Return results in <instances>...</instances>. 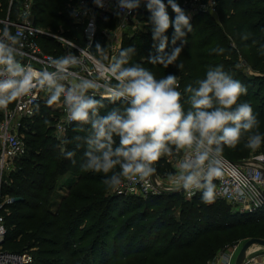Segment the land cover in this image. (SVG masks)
Returning <instances> with one entry per match:
<instances>
[{"label": "trees", "instance_id": "16d2710c", "mask_svg": "<svg viewBox=\"0 0 264 264\" xmlns=\"http://www.w3.org/2000/svg\"><path fill=\"white\" fill-rule=\"evenodd\" d=\"M23 1L0 0V18L16 19ZM79 1L33 0L35 24L84 44L83 27L73 17ZM176 2L188 12L184 0ZM215 6L217 13L190 15L193 31L177 61L183 63L182 70L147 62V57L156 54L147 10L137 15L144 28L124 32L120 50L133 46V62L143 64L157 78L177 75L181 90L188 84L195 86L209 66L223 65L247 87V94L240 99L251 104L260 121L259 131L264 133V0H215ZM168 14L175 16L170 7ZM114 22L113 17L100 18L93 51L97 43L106 47L102 30ZM245 34L247 40L242 38ZM168 35L171 37V29ZM40 43L57 57L64 53L53 37L42 36ZM171 47L169 42V50ZM217 48L224 49L223 53L214 51ZM248 67L258 73L250 74ZM104 103L102 114L113 107L108 100ZM57 116L42 102L35 115L24 120L21 129L27 152L16 160L4 189L14 197L6 214L4 249L33 252L35 264H206L227 244L264 238V207L243 213L219 198L205 205L199 192L191 198L182 190L145 197L107 189L103 174L81 171L83 146L76 148L75 141L61 144L62 138L83 137L88 130L80 131L73 124L58 138L53 130ZM45 120L50 123L46 125ZM61 148L76 152L75 164L64 158ZM254 152L241 142L236 149L225 148L223 154L242 161L264 153V144ZM169 158L155 165L157 175L167 177L174 172Z\"/></svg>", "mask_w": 264, "mask_h": 264}, {"label": "clouds", "instance_id": "9594fccd", "mask_svg": "<svg viewBox=\"0 0 264 264\" xmlns=\"http://www.w3.org/2000/svg\"><path fill=\"white\" fill-rule=\"evenodd\" d=\"M94 3L104 7V0ZM142 3L150 13L152 39L156 42V54L147 57V62L182 70L183 63L177 61L193 31L190 14L176 0H116L120 10L117 15L131 13ZM169 7L174 18L168 14ZM242 38L247 40V34ZM58 39L77 48L71 40ZM23 48L22 33L13 34L6 23L0 26V108H7L34 89L44 90L49 105L62 104L67 124L88 130L83 137L62 138L61 144L75 141L76 148L83 146L81 171L103 174L102 183L111 191H119L126 181L143 182L154 177L155 165L162 158L176 157L175 170L167 175L168 190H182L189 198L199 192L201 202L209 205L217 198L215 181L223 176L225 148L236 149L243 142L254 152L264 144L257 114L249 102L240 99L247 94V87L223 65L209 66L195 86L188 84L181 90L177 75L157 78L143 64L133 62V46L109 56L97 43L101 66L95 69L94 78L76 71L85 55L83 49H78L79 55L70 51L51 58L37 72L24 62ZM214 51L223 53L224 49ZM105 100L113 107L102 114ZM61 154L75 164V151L61 148ZM237 195L243 197L245 192L239 190ZM260 203L257 200V206Z\"/></svg>", "mask_w": 264, "mask_h": 264}, {"label": "built area", "instance_id": "2783aa9c", "mask_svg": "<svg viewBox=\"0 0 264 264\" xmlns=\"http://www.w3.org/2000/svg\"><path fill=\"white\" fill-rule=\"evenodd\" d=\"M192 2L193 13L205 11L217 13L215 0H190ZM190 2V3H191ZM142 3L140 8L131 12H121L116 7V0H104V7H98L94 0H80L73 12V17L77 24L82 25L85 38V45H81L62 34L52 32L35 24L33 14V0H24L16 19L9 16L0 18V26L8 24L13 34L22 33L23 51L26 53L25 63H29L39 72L44 69L51 58L57 57L51 52H47L40 38L42 36L53 37L63 47L64 54L74 52L79 55L78 49H83L85 55L81 57L82 64L76 71L81 76L94 78L95 69L101 65L99 55L93 51V46L99 31V20H107L113 17L115 25L113 28H103L102 33L107 40L110 56H115L120 48L122 36L129 29H143L141 20L138 18L140 11H146ZM124 23L123 25H121ZM58 37L71 40L77 48H70ZM89 44L91 47H89ZM61 55V56H62ZM48 94L41 89H34L29 95L19 98L8 105L7 108H0V219H2L3 232H0V264H31L33 261L30 252L18 253L6 250L2 243L7 233L6 214L9 212V205L14 202V197L4 191V186L8 184V173L15 168L17 159L27 152L25 134L22 131L25 119L35 115L39 104L48 103ZM58 116L53 124V130L58 138L64 136L72 125L65 122V113L61 103L50 105ZM169 161L174 165L176 157H170ZM223 176L215 181L217 184V198L223 199L232 204L237 210L243 213H254L264 207V153L251 156L242 161H233L222 156ZM8 171V173H7ZM157 182L159 184H157ZM169 187H162V181L152 177L143 182H125V185L118 191L119 193L148 196L166 191ZM239 190L245 192V196L237 195ZM186 198H189L185 194ZM193 197V196H192ZM257 200L261 203L257 206ZM241 240L227 244L222 248L218 256L209 264H235L237 255L242 247ZM243 264H264V246L253 245L246 254Z\"/></svg>", "mask_w": 264, "mask_h": 264}, {"label": "rangeland", "instance_id": "374dc122", "mask_svg": "<svg viewBox=\"0 0 264 264\" xmlns=\"http://www.w3.org/2000/svg\"><path fill=\"white\" fill-rule=\"evenodd\" d=\"M191 1L190 0H184V4H186V5H188L189 6V8H188V12H189V14L190 15H193V8H192V2L190 3ZM114 25H115V22H114ZM114 25L113 26H111V24L110 25H106L104 28H106V27H110V28H113L114 27ZM56 33H58V34H62L63 36H65L62 32H56ZM65 37H67V36H65ZM68 38V37H67ZM70 39V38H69ZM122 39V38H121ZM106 40V39H105ZM73 41H75L74 39H73ZM79 44H81V43H79ZM86 44V42H84V44H81V45H85ZM105 45H106V50H107V53H109V50H108V46H107V40L105 41ZM121 46H122V41H121V43H120V48H121ZM120 48H119V50H120ZM119 50H118V52H119ZM118 54V53H117ZM110 56V55H109ZM247 71V70H246ZM248 72L250 73V74H253V73H258L257 71H255V70H251L250 69V67H248ZM252 154H256L255 152H253ZM224 155V154H223ZM258 155V154H257ZM254 156H256V155H254ZM7 173H8V171H7ZM155 177V179L156 180H158V181H160V179H162V178H164V177H161L160 175H155L154 176ZM4 189H5V186H4ZM11 195V194H10ZM222 250V247L221 248H219L218 249V251H217V253L215 254V256H214V258L213 259H211V260H209L206 264H209V262L210 261H212V260H214L217 256H218V254L220 253V251ZM31 254H32V257H33V261H32V263L31 264H35L36 263V254H34L33 252H30ZM235 261V260H234Z\"/></svg>", "mask_w": 264, "mask_h": 264}, {"label": "water", "instance_id": "95a60500", "mask_svg": "<svg viewBox=\"0 0 264 264\" xmlns=\"http://www.w3.org/2000/svg\"><path fill=\"white\" fill-rule=\"evenodd\" d=\"M157 184H159L157 182ZM253 245H263L264 246V238L260 237H251L248 240H246L237 255V258L235 260V264H243L244 259L246 257L248 249Z\"/></svg>", "mask_w": 264, "mask_h": 264}, {"label": "crops", "instance_id": "0c3cea01", "mask_svg": "<svg viewBox=\"0 0 264 264\" xmlns=\"http://www.w3.org/2000/svg\"><path fill=\"white\" fill-rule=\"evenodd\" d=\"M161 181H162V187L163 188L164 187L166 188V187H169L170 186L169 183H168V181H167V177L162 178Z\"/></svg>", "mask_w": 264, "mask_h": 264}]
</instances>
